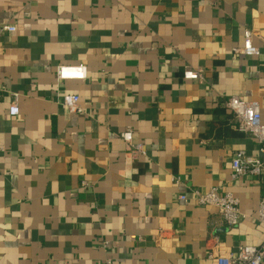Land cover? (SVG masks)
I'll list each match as a JSON object with an SVG mask.
<instances>
[{
	"label": "crops",
	"instance_id": "obj_1",
	"mask_svg": "<svg viewBox=\"0 0 264 264\" xmlns=\"http://www.w3.org/2000/svg\"><path fill=\"white\" fill-rule=\"evenodd\" d=\"M6 24L0 264H214L264 245V170L231 178L235 152L262 156L225 105L256 101L264 124V0H0ZM245 30L258 56L240 54ZM80 64L83 82L57 84ZM213 188L238 200L236 227L197 204Z\"/></svg>",
	"mask_w": 264,
	"mask_h": 264
},
{
	"label": "built area",
	"instance_id": "obj_2",
	"mask_svg": "<svg viewBox=\"0 0 264 264\" xmlns=\"http://www.w3.org/2000/svg\"><path fill=\"white\" fill-rule=\"evenodd\" d=\"M15 32V27L10 24L0 26V38L5 34ZM252 32H243L242 48L240 54L245 57H255L259 55V50L253 46ZM86 78V68L83 65L58 66L55 68V80L57 84L77 81L83 82ZM199 73L186 71L183 74L184 80H198ZM16 97V95H15ZM78 97L75 95H61V107L72 113H79ZM225 105L233 115L237 129L240 133L254 138L258 143V151L262 156V161L247 156L243 151L235 152L231 160V178L237 180L247 175H258L264 170V124L261 119L259 103L256 101H243L237 97H230ZM19 113L16 101L8 109L11 117ZM120 139L129 147L134 155L145 156V148L142 144L132 145V133L129 130L119 134ZM195 199L200 206L214 207L228 228L236 227L245 217L239 210L238 200L230 193L219 194L216 188L206 193L194 192ZM180 200L186 201L184 196ZM253 219L259 224L264 225V198L258 203L257 210ZM214 264H264V245L260 247L243 246L238 248L236 254L227 253L226 255L215 256L212 258Z\"/></svg>",
	"mask_w": 264,
	"mask_h": 264
}]
</instances>
